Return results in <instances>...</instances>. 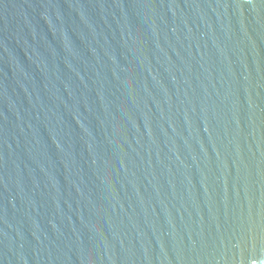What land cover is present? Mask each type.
<instances>
[{"label": "water", "instance_id": "obj_1", "mask_svg": "<svg viewBox=\"0 0 264 264\" xmlns=\"http://www.w3.org/2000/svg\"><path fill=\"white\" fill-rule=\"evenodd\" d=\"M0 264H264V0H0Z\"/></svg>", "mask_w": 264, "mask_h": 264}]
</instances>
